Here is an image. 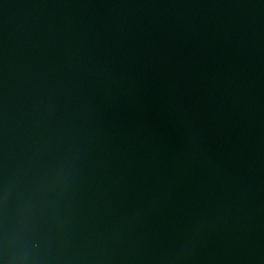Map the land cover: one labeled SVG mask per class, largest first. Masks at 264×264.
<instances>
[{
    "label": "water",
    "instance_id": "obj_1",
    "mask_svg": "<svg viewBox=\"0 0 264 264\" xmlns=\"http://www.w3.org/2000/svg\"><path fill=\"white\" fill-rule=\"evenodd\" d=\"M0 264H264V0H0Z\"/></svg>",
    "mask_w": 264,
    "mask_h": 264
}]
</instances>
